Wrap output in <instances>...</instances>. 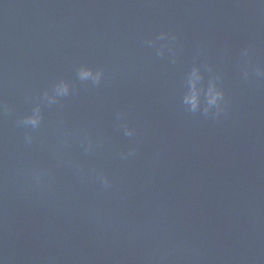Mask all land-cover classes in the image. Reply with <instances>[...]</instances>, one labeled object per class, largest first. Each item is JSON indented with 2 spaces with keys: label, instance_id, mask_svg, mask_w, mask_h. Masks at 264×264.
I'll list each match as a JSON object with an SVG mask.
<instances>
[{
  "label": "water",
  "instance_id": "obj_1",
  "mask_svg": "<svg viewBox=\"0 0 264 264\" xmlns=\"http://www.w3.org/2000/svg\"><path fill=\"white\" fill-rule=\"evenodd\" d=\"M161 31L158 56L142 41ZM245 47L264 67L259 0H0V264H264V79L243 78ZM193 64L202 105L219 77L218 117L184 103ZM59 79L70 94L41 102Z\"/></svg>",
  "mask_w": 264,
  "mask_h": 264
},
{
  "label": "clouds",
  "instance_id": "obj_2",
  "mask_svg": "<svg viewBox=\"0 0 264 264\" xmlns=\"http://www.w3.org/2000/svg\"><path fill=\"white\" fill-rule=\"evenodd\" d=\"M261 6H264V0H259ZM175 36L166 32L161 31L153 38H147L142 43L149 48H154L156 55L163 56L166 47H170ZM251 55V49L245 47L240 51V58L244 62L242 71L243 78L249 77L250 71H254L258 78L264 79V67L259 65L252 68L249 57ZM76 75L79 81L85 84H91L93 86L100 85L104 70L100 67H92L88 64H80L76 69ZM190 88L189 91L184 95V103L190 106L193 113L201 110V114L204 116L218 117L223 113L225 108V91L221 84L218 82L219 77L214 76L209 78L206 89H204V103H201V88L197 87V83L203 79L200 66L193 64L188 72L187 76ZM70 94V87L67 81L59 79L54 82L51 87V91L45 90L41 102H46L49 105L55 104L58 100L63 97H67ZM43 120V114L41 111V103H36L31 111L25 114L18 120V126L25 130L24 142L25 144L31 145L33 142L32 132L38 130ZM116 120L121 122L118 124L123 136L132 138L136 135V130L129 127L126 123H122L124 120L123 113L116 114ZM81 145L83 151L88 153L92 150V143L85 133L81 139ZM136 149L130 147L127 152L120 153L121 159H128L130 156L135 154ZM46 170L39 167H35L31 171V177L34 183H41L42 178L46 175ZM96 181L99 182L105 189L111 187V180L109 177L102 172L95 174Z\"/></svg>",
  "mask_w": 264,
  "mask_h": 264
}]
</instances>
